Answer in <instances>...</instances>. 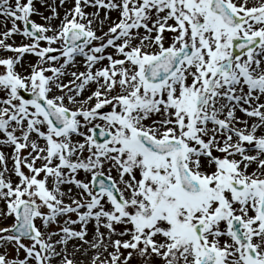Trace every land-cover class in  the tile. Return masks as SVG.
<instances>
[{"label": "snow or ice", "instance_id": "6c2138e0", "mask_svg": "<svg viewBox=\"0 0 264 264\" xmlns=\"http://www.w3.org/2000/svg\"><path fill=\"white\" fill-rule=\"evenodd\" d=\"M0 264H264V0H0Z\"/></svg>", "mask_w": 264, "mask_h": 264}]
</instances>
